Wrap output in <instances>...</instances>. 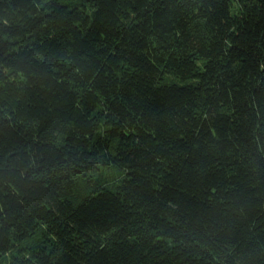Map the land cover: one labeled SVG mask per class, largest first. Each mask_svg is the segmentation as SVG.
<instances>
[{
    "label": "trees",
    "instance_id": "16d2710c",
    "mask_svg": "<svg viewBox=\"0 0 264 264\" xmlns=\"http://www.w3.org/2000/svg\"><path fill=\"white\" fill-rule=\"evenodd\" d=\"M0 264H264V0H0Z\"/></svg>",
    "mask_w": 264,
    "mask_h": 264
}]
</instances>
